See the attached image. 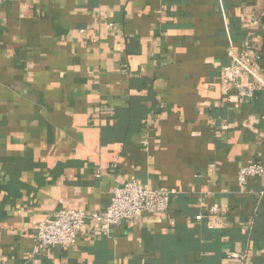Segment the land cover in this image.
<instances>
[{"label": "crops", "instance_id": "1", "mask_svg": "<svg viewBox=\"0 0 264 264\" xmlns=\"http://www.w3.org/2000/svg\"><path fill=\"white\" fill-rule=\"evenodd\" d=\"M264 0H10L0 6L3 264H264V91L223 92L227 50L257 53ZM107 23L113 24L108 30ZM246 83V81H245ZM169 210L33 253L40 221L105 213L126 181ZM226 220L208 222L209 210Z\"/></svg>", "mask_w": 264, "mask_h": 264}, {"label": "built area", "instance_id": "2", "mask_svg": "<svg viewBox=\"0 0 264 264\" xmlns=\"http://www.w3.org/2000/svg\"><path fill=\"white\" fill-rule=\"evenodd\" d=\"M6 1L10 0H0V6ZM106 28L112 30L113 24L107 23ZM226 57L227 63L222 69L226 101L230 102L233 91L240 104L251 102L257 93L264 91V71L255 68L261 56L257 53L251 55L244 52L236 53L230 46ZM263 174L264 164L256 162L239 170L237 182L243 187L249 179L261 177ZM175 194L176 191L173 189H156L128 180L112 190L109 205L103 214L63 209L40 221L36 229L33 253L39 254L49 247L75 244L88 221L95 223L100 233L107 236L115 227L136 222L141 214L153 216L164 214L169 210ZM259 196L264 197V188ZM226 217L225 210L212 207L209 210L208 222L211 226H216L223 223ZM0 264H3L1 257Z\"/></svg>", "mask_w": 264, "mask_h": 264}, {"label": "trees", "instance_id": "3", "mask_svg": "<svg viewBox=\"0 0 264 264\" xmlns=\"http://www.w3.org/2000/svg\"><path fill=\"white\" fill-rule=\"evenodd\" d=\"M261 22H262V24L264 25V11H263V16H262V18H261Z\"/></svg>", "mask_w": 264, "mask_h": 264}]
</instances>
